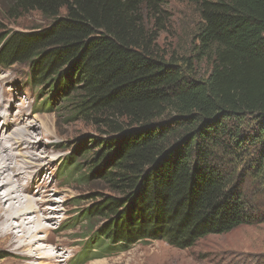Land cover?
Returning <instances> with one entry per match:
<instances>
[{
	"label": "trees",
	"instance_id": "16d2710c",
	"mask_svg": "<svg viewBox=\"0 0 264 264\" xmlns=\"http://www.w3.org/2000/svg\"><path fill=\"white\" fill-rule=\"evenodd\" d=\"M179 1L200 17L188 59L157 44L163 0H10L4 10L46 25L3 34L0 67L28 69L36 111L61 94L60 115L102 136L83 152L97 150L103 187L79 215V263L139 242L184 250L264 222V0ZM89 172L78 177L87 186Z\"/></svg>",
	"mask_w": 264,
	"mask_h": 264
},
{
	"label": "rangeland",
	"instance_id": "374dc122",
	"mask_svg": "<svg viewBox=\"0 0 264 264\" xmlns=\"http://www.w3.org/2000/svg\"><path fill=\"white\" fill-rule=\"evenodd\" d=\"M10 3V0H0V38L3 34L28 31L46 25V21L36 12L17 20L6 17L8 14L4 10ZM162 12V29L158 32L157 39L159 48L168 56L188 59L192 53L197 26L200 24L196 6L179 0H163ZM149 21V26L153 28L154 19ZM206 66L204 62L195 64L198 77L205 75ZM29 82L28 69L25 66L13 65L8 69L0 67V89L5 88L17 93L13 101L12 114L24 111L28 114L30 121L34 122L35 118L38 119L36 126H31L29 132L32 133L31 140L36 143L34 145L36 155L42 158L37 159L36 157V163H46L45 171L41 172V178H44L45 184L38 186L40 179H37L33 190L37 191L44 187L43 189L48 192L45 195L59 201L58 204L62 209L60 218L52 221V224H47L51 227L49 232L46 235L40 234L45 237L44 245L46 246L42 247L56 250L60 248L58 245L67 246L74 251L73 259L76 260H72L77 264L81 259L80 255L84 251L83 244L85 243L79 238L86 233L85 227L82 226L83 223H80V212L92 205L90 197L103 187L90 161L97 150H91L89 154L84 155L83 152L85 149L87 151L90 149V141L93 138L102 136L94 126L79 118L77 120L74 118V120L65 114L60 115L61 94L52 99V106L49 105L45 110L35 113L33 110L37 109V102L34 99L38 94V89L30 87ZM48 89L47 86L45 92L40 94V101L47 97ZM4 93L6 96L5 91ZM42 122L48 124V128ZM33 130L39 133L35 135ZM38 143L42 146H38ZM45 144L48 146H44ZM44 155L46 158L43 157ZM72 157L81 163V168H84L78 174L69 173L71 168L64 172L63 164ZM86 172H89L90 186L78 178ZM24 182L25 180L20 179L17 186L18 191ZM250 195L248 194L249 197ZM260 195L255 194V198L263 199ZM40 196L42 194L36 199H40ZM50 206L51 203H44L41 207ZM99 224L101 222L96 228L100 226ZM9 241L0 239V264H14L11 260L14 255L4 250ZM64 249L68 252V248ZM25 263L29 262L25 261ZM80 264H264V222L242 225L226 234L206 236L198 240L193 247L184 250L170 247L164 241L139 242L127 250H111L102 257L87 259Z\"/></svg>",
	"mask_w": 264,
	"mask_h": 264
},
{
	"label": "bare ground",
	"instance_id": "6f19581e",
	"mask_svg": "<svg viewBox=\"0 0 264 264\" xmlns=\"http://www.w3.org/2000/svg\"><path fill=\"white\" fill-rule=\"evenodd\" d=\"M16 95L8 89H0V239L10 240L4 250L14 255L11 258L14 264H26L25 261L28 264H75L74 251L69 247L58 245L61 250L42 247L45 237L40 234L49 232L51 227L47 224L57 221L62 209L59 201L45 195L48 192L44 187L33 190L37 179H40L38 186L45 184L41 172L45 171L46 163H36V157L42 158L36 155V143L29 132L38 119L30 121L24 111L12 114ZM42 124L48 128V124ZM38 133L35 131V135ZM40 144L38 146H42ZM20 179L25 182L18 191ZM40 194L41 198L36 199ZM44 203H51V206L41 207Z\"/></svg>",
	"mask_w": 264,
	"mask_h": 264
}]
</instances>
